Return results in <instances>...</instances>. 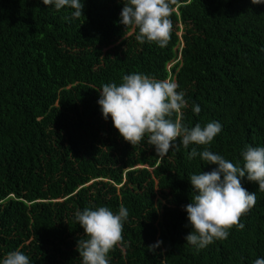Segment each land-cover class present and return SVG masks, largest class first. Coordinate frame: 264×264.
<instances>
[{
  "label": "trees",
  "instance_id": "trees-1",
  "mask_svg": "<svg viewBox=\"0 0 264 264\" xmlns=\"http://www.w3.org/2000/svg\"><path fill=\"white\" fill-rule=\"evenodd\" d=\"M83 13L42 0H0V264L20 250L30 264H81L75 213L128 210L124 245L110 264H254L264 258V192L241 178L256 204L224 240L197 251L184 206L190 176L210 172L192 148L242 167L264 147V3L175 0L168 45L138 43L120 21L123 0H82ZM142 73L184 93L182 122H219L209 145L179 138L162 158L120 137L104 119L99 89ZM198 105L200 112H193ZM176 119V116L173 117ZM161 242L155 252L148 247Z\"/></svg>",
  "mask_w": 264,
  "mask_h": 264
},
{
  "label": "clouds",
  "instance_id": "clouds-1",
  "mask_svg": "<svg viewBox=\"0 0 264 264\" xmlns=\"http://www.w3.org/2000/svg\"><path fill=\"white\" fill-rule=\"evenodd\" d=\"M45 6L53 5L57 11L71 9L68 19H78L83 13L82 0H42ZM175 0H123L120 23L128 35H135L138 43H155L160 48L168 45L173 24L170 19ZM262 4L264 0H251ZM171 80H157L142 73L124 75L122 82L107 83L99 89L100 106L104 119L111 117L112 125L123 140L132 146L145 140L154 147L156 155L165 156L179 138L182 146L209 145L221 131L219 122H209L201 127H188L182 122V110L187 107L183 92ZM198 114V105L193 107ZM176 116V119L173 117ZM197 155L206 164L217 165L210 172L190 176L192 201L184 206L191 232L185 237L188 244L199 251L216 240H224L229 229H243L240 218L256 204V194L249 193L241 184L246 176L249 182L258 184L264 192V147L246 146L242 152L243 166L239 167L205 148L188 153L192 160ZM128 210L121 204L117 213L100 206L84 208L75 213V220L83 229V237L77 242L81 264H110L108 254L117 246L124 245V223ZM161 242L148 247L155 252ZM2 264H30L29 257L20 250L8 252ZM254 264H264L257 258Z\"/></svg>",
  "mask_w": 264,
  "mask_h": 264
}]
</instances>
